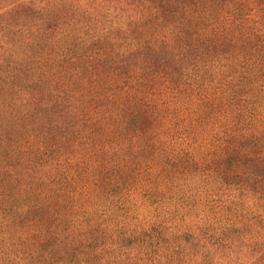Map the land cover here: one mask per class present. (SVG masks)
Segmentation results:
<instances>
[{"label":"trees","instance_id":"1","mask_svg":"<svg viewBox=\"0 0 264 264\" xmlns=\"http://www.w3.org/2000/svg\"><path fill=\"white\" fill-rule=\"evenodd\" d=\"M0 264H264V0H0Z\"/></svg>","mask_w":264,"mask_h":264}]
</instances>
